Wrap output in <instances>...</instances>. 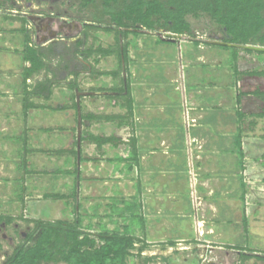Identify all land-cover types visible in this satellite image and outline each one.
Listing matches in <instances>:
<instances>
[{
    "label": "rangeland",
    "instance_id": "374dc122",
    "mask_svg": "<svg viewBox=\"0 0 264 264\" xmlns=\"http://www.w3.org/2000/svg\"><path fill=\"white\" fill-rule=\"evenodd\" d=\"M79 3L80 0H0V214L13 218L9 225L0 224V264L23 243L33 228L28 222L31 220L80 223V229L88 233L126 230L142 240L146 248L138 254L141 244H136L125 264H264V74H259L264 73V55L241 50L237 61L240 106L236 105L234 110L241 115L237 128L243 168L236 165L233 156L225 182L218 163L217 171L206 167L209 163L206 156L211 152L208 148L218 143H209L200 134L194 138L197 131L194 134L191 131L189 138L180 136L181 133L178 139L166 136L160 141L164 147L156 148L164 152V158H175V168L168 166L158 171L160 175L147 176L152 173L148 169V157L152 155L145 154L141 158V171L134 164L128 171L129 139L138 138L131 89L136 90L133 84L143 80L138 50L152 51L145 54L153 64L147 79L153 89L152 107L168 112L169 119L157 130L180 126L182 112L183 127L188 129L196 124L190 113L198 109L190 110L192 106L185 102L179 105L174 89L185 94L191 90L201 100L198 101L206 102L203 94L208 87L201 85L208 79L209 69H204V62L200 61L206 57L202 51L209 44L203 42L221 40L223 35L207 17H187L190 35L175 40V45L169 46L171 52L164 57L165 49L153 43L158 37L164 39V32L139 30L137 37L129 35L124 39L115 30L103 29L108 25L107 18L98 28H87L95 10L92 6L82 9ZM22 26L32 45L43 50L50 46L52 50L45 61L47 70L27 81V85L45 77L55 83L49 100H32L44 108L29 110L26 115L22 112L20 74L27 64L21 59L23 35L17 32ZM49 34L55 35L52 40ZM196 41L202 43L196 46ZM127 42L126 62H120L117 54ZM78 43L81 46L77 47ZM98 49L113 53L104 56ZM209 49L227 51L220 59L221 70L228 62L232 63V49ZM163 57L166 62L162 63ZM73 72H77V77ZM114 72L116 76L110 75ZM126 80L133 126L128 123L118 128V119L81 120L80 139L83 136L84 140H80L78 161L74 154L76 98L72 95L76 91L92 93L79 97L80 115L84 117L124 116L126 109L118 105L124 104L125 98L120 96L109 102L105 96H118L109 91L126 89ZM72 81L77 85L74 91L68 89ZM233 81L232 77L221 80L224 84ZM225 91L228 100L235 94L231 86ZM202 113L195 127L207 134L213 135L210 126L222 124L226 119V111ZM89 135L115 137L117 145L106 144L98 150L89 141ZM236 137L237 134L225 139L222 135L221 148L226 141L234 153ZM145 142L142 141L141 147L147 146ZM223 155L219 156L221 161ZM144 173L149 181L142 185Z\"/></svg>",
    "mask_w": 264,
    "mask_h": 264
},
{
    "label": "trees",
    "instance_id": "16d2710c",
    "mask_svg": "<svg viewBox=\"0 0 264 264\" xmlns=\"http://www.w3.org/2000/svg\"><path fill=\"white\" fill-rule=\"evenodd\" d=\"M97 3L99 6H97ZM79 5L82 9L90 6L94 7L92 24L86 25L87 28H98L99 25L105 24L104 20L107 18L108 25L103 29L105 31L115 30L124 39L129 35L134 36V38L137 37L139 30L159 31L176 36L190 35L191 26L187 21V17L199 18L205 16L223 35L222 42L264 47V0H80ZM20 21L25 23L24 18H21ZM17 32L23 35L21 59L27 64L22 68L20 74L23 87L22 112L26 115L29 110L44 108L43 105L35 104L32 101L33 99L42 98L47 101L51 98L55 84L51 79L45 77L36 81L33 85H27V81L47 70L45 61L51 55L52 50L50 46L43 50L36 45H32L23 26ZM194 43L198 45L202 42L196 41ZM81 44L78 43L77 47ZM128 44L129 42L117 54L120 62H126L125 48ZM223 48L228 49L227 47ZM231 49L233 52L238 51L236 48ZM97 52L104 56L113 53L111 50L101 49H98ZM75 53H79V51L76 50ZM260 54L264 55V53ZM232 60L235 72L236 56ZM72 74L77 77V72ZM110 75L116 76V73ZM76 88L77 85L74 81L68 83L69 90L74 91ZM124 91L126 94H124ZM109 92L118 93V96H105L109 102L118 99L120 96L125 98V103L118 105L120 108L126 109L125 115L96 117L89 114L86 117L81 115V120L83 121L86 118L88 120L113 122L118 119L120 120L117 124L118 128L128 125V123L133 126L128 80H126V89L120 88ZM72 97L75 99V94ZM73 109L76 110L75 102L73 103ZM237 116L240 117L241 115L237 113ZM88 139L98 150L106 144L116 146L118 141L115 137L105 138L94 135H89ZM80 140L83 141L84 137L82 136ZM129 146L130 153L126 160L128 162L126 167L128 171H131V164L137 166V148L134 136L129 139ZM235 147L240 168H243V152L239 129ZM56 154L61 155L62 151H56ZM74 154L76 155V153ZM23 166L25 167V163H23ZM56 198L62 199L63 197ZM128 208L130 209V207ZM139 220L141 229H144L142 218H139ZM11 222H13L12 217L0 214V224L9 225ZM28 222L33 224V228L25 237L23 243L13 250L4 264H125L130 252L136 248V244H141L137 249L138 254L146 248L142 240L132 236L126 230L123 233L117 231L107 232L105 230L99 233H88L80 229V223L70 225L61 221L43 222L40 220ZM168 244L170 246L174 245V243Z\"/></svg>",
    "mask_w": 264,
    "mask_h": 264
},
{
    "label": "crops",
    "instance_id": "0c3cea01",
    "mask_svg": "<svg viewBox=\"0 0 264 264\" xmlns=\"http://www.w3.org/2000/svg\"><path fill=\"white\" fill-rule=\"evenodd\" d=\"M218 41H221V40H218ZM153 43L159 49L161 48L165 49L163 53L164 57L165 55H168L171 52V50L169 49V46L175 45L174 42L164 40L160 37H158L156 41H153ZM141 44H139L140 45L139 47L142 48L143 45ZM194 45L197 46L196 43H194ZM218 47L219 46H213L209 44V45H206L205 49L202 51V52H205L206 59L202 57V59H205V60L201 59L200 62H204V64L202 65L204 69L205 68L209 69L208 79L206 78V80H203V85H201L202 88L208 87V89L206 88L207 93L203 94V98H205L206 100L205 103L200 102L201 100L199 98L198 99L200 101H198V99L194 95V92L191 90H188V92L185 94V93H178L176 89H174V92L177 93L178 95L177 97H179L178 99L179 105L182 106V103L185 102L186 104H189L190 106H192L190 110L195 109V108L198 109L197 112L190 113L192 116H194L192 118V121L196 122V124L199 120H201L202 116L204 115V113L202 112H205L207 110H209V112L210 111H213V112L226 111V119L223 121L222 124L220 123L215 126L213 125L210 126L211 127L210 130L213 133V135L207 134V132L206 133L200 132L198 130V127H195L196 124L188 126V129L183 127V124H182V119H183L182 113L183 112L179 116L180 126L172 125L170 126L172 129H169V130L166 129L164 131L163 130L164 128L163 129L161 128L157 130L156 127L160 128L164 126L163 121H165V119L166 120L169 119L168 112L164 113L165 111L163 109H160L161 112H159V110L158 111L156 110V107H152L151 96L153 94V91H152L153 89L150 88L151 85L148 83L147 79H148V76L151 75L150 71L152 72L151 68H153V64H152V61L148 60L147 57H145V54H148L152 51H149V50L142 51V49L138 50V52H140V61L142 64L139 66V74L143 78V80L140 81L141 83L136 81V84H133L134 86H137V89L133 90V87H132L131 94H132V99L134 102L133 107H134L135 126H136V134L138 136V138L136 137V142L138 143V145L136 146L138 170L141 171L142 155H145V154L152 155L148 157L149 162H150L148 169H151L152 173L148 172L147 176H149L150 174L160 175L158 171L161 169L164 170V168L165 167L167 168L168 166H169V169H172V166L174 168L176 167V165L174 164L175 162L174 157H173L174 159L168 160L167 159L168 157L164 158L165 154L161 149L160 150L156 149L158 147H164V145L160 142L161 139L165 138L166 136L170 137L171 139L172 138L178 139L180 138V136L184 138L186 137L189 138L190 135L188 132H191V131H192V134H194V131H197L196 134H198V136H193L194 138L195 137L198 138L200 134V137H202L203 139L209 140L208 141L209 143L214 142V141H216L215 143H218L217 146L208 148L209 150L211 149V152H209L208 155L206 156V162L207 163L209 162L210 164L209 163L206 164V167L214 171H217L216 170L217 168L215 167V165L218 163L223 168L222 171L224 172L223 178L225 182L227 179L225 176V173H226V169L228 168V164L231 163V161H233L235 158L236 165L240 166L239 158L236 152V147H235L236 153L235 152L233 153L230 151L231 149L227 147L226 145L227 142L224 141V144H223L224 146L221 148L220 137L223 135L225 136V139H226L228 136H232V135L235 136L239 129L237 127H238L240 120H239V117L237 116V111H235L234 108H236V105L238 106L240 103V97H239L240 93L237 90L238 79L236 77V74H237V61H238L239 53L243 51H241L242 49H238V51L231 53V58L236 56V62H235L236 71L235 72L232 66L233 63H229V62L227 65H225L224 69L221 70L220 69L221 68L220 59L222 55H227V51L222 52L219 49H216L215 51L214 49V51L211 52L209 49V48H218ZM219 48H223V47H219ZM179 56L181 57V54L178 55V58ZM164 57L161 58L162 63L166 62V58ZM191 63H195V62L191 60ZM210 68L213 71H210ZM176 72H177V69H176ZM133 74L135 75L136 72H134ZM230 77L233 78L234 80L233 83L228 82L224 84L221 82L222 79L225 81V79H229ZM229 86L233 88L235 94L234 95L232 94L228 100V95L225 89L227 90ZM80 98H82V96ZM179 133H181L180 136H179ZM217 134H219L220 136H215ZM143 140L146 141L145 143H147L146 144L147 146L141 147V143ZM221 154H224L223 155L224 159H222V161H221V157H219ZM228 156H230L231 159H228ZM233 156L235 157L233 158ZM161 158H163L164 162H161L160 164L159 162ZM147 176H146V173H144L142 185L144 182L149 181ZM160 184L162 183L160 182ZM148 191L152 192L153 190L149 189Z\"/></svg>",
    "mask_w": 264,
    "mask_h": 264
},
{
    "label": "water",
    "instance_id": "95a60500",
    "mask_svg": "<svg viewBox=\"0 0 264 264\" xmlns=\"http://www.w3.org/2000/svg\"><path fill=\"white\" fill-rule=\"evenodd\" d=\"M167 41L174 42L175 40H179L181 36L172 35L169 33L165 34ZM207 44L213 45V46H219V47H227V48H237L247 51H253L258 53H264V47L260 46H252V45H237V44H231L226 43L222 41H208ZM92 93H80L76 91L75 94V103H76V111H77V138H76V154H77V160L79 161V155H80V126H81V115H80V104H79V97L88 95Z\"/></svg>",
    "mask_w": 264,
    "mask_h": 264
},
{
    "label": "flooded vegetation",
    "instance_id": "af4514ba",
    "mask_svg": "<svg viewBox=\"0 0 264 264\" xmlns=\"http://www.w3.org/2000/svg\"><path fill=\"white\" fill-rule=\"evenodd\" d=\"M63 24L65 25L66 24V22L65 21H63ZM55 35H52V34H49V38L52 40V38L54 37ZM49 39V40H50Z\"/></svg>",
    "mask_w": 264,
    "mask_h": 264
},
{
    "label": "built area",
    "instance_id": "2783aa9c",
    "mask_svg": "<svg viewBox=\"0 0 264 264\" xmlns=\"http://www.w3.org/2000/svg\"><path fill=\"white\" fill-rule=\"evenodd\" d=\"M164 39H166V36L164 37ZM206 43L208 42V41H205Z\"/></svg>",
    "mask_w": 264,
    "mask_h": 264
}]
</instances>
